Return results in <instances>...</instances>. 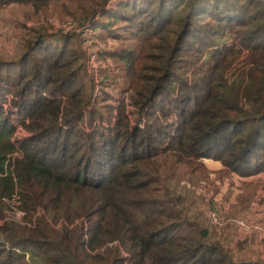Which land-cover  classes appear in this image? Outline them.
<instances>
[{
	"label": "trees",
	"instance_id": "16d2710c",
	"mask_svg": "<svg viewBox=\"0 0 264 264\" xmlns=\"http://www.w3.org/2000/svg\"><path fill=\"white\" fill-rule=\"evenodd\" d=\"M14 3L36 24L0 59V264H264L172 178L264 172V0Z\"/></svg>",
	"mask_w": 264,
	"mask_h": 264
},
{
	"label": "rangeland",
	"instance_id": "374dc122",
	"mask_svg": "<svg viewBox=\"0 0 264 264\" xmlns=\"http://www.w3.org/2000/svg\"><path fill=\"white\" fill-rule=\"evenodd\" d=\"M31 6L21 5V4H10L5 7L0 8V59L4 61H10L12 58L16 59L21 53H23L27 47L24 44L25 39L29 35L28 28L29 26H35L30 19ZM65 18L54 19V30L62 28L64 30H69L70 23ZM34 22V21H33ZM34 24V25H32ZM95 38V37H94ZM127 44L131 43V40H124ZM100 43V41H98ZM90 42L85 43L89 45ZM91 46L89 49L93 51ZM89 67L87 68L88 77L93 76L98 78L99 69L102 68L104 73H108L109 80L120 78L122 74L119 73L117 67V62L108 58L106 63H103L100 60H97L95 54H90L88 60ZM108 68L110 70L106 71ZM119 73V74H118ZM103 76V75H102ZM123 80V78H120ZM197 173V174H196ZM195 178H204L202 184L199 180L195 182L188 183L186 178L194 177V174L189 173L184 170H176V173L172 176L175 179L174 184L179 191H182L186 196V205L184 209L185 215L196 213H203L204 218H207V223L209 222L208 217L205 215L209 212L215 211L221 214V216L229 218H242L249 215L253 216V207L258 202L259 204L264 202V172L257 173L250 176H240L235 173L228 172L221 162L216 160L208 159L206 161V171L203 169L199 172H196ZM263 198V199H261ZM261 199V201H260ZM249 205V207H244L241 212H237V208L240 205ZM240 210V208H239ZM8 213V211H6ZM203 217V216H201ZM250 219H247L248 222ZM253 224L261 225L259 222H251ZM210 226L212 224L208 223ZM215 228L216 232H220L222 229L220 227L211 226ZM223 228V227H222ZM226 230V229H223ZM228 232H231L232 240L231 245H235L240 241H243L247 238L246 245L244 247V252L250 255H263L264 253V244L263 241L259 240L256 237L250 239V236L240 235L238 228L230 226ZM260 231V230H258ZM224 232V231H223ZM249 232H253L249 231ZM258 232L255 230L254 234ZM249 234V233H248ZM264 240V239H262Z\"/></svg>",
	"mask_w": 264,
	"mask_h": 264
},
{
	"label": "crops",
	"instance_id": "0c3cea01",
	"mask_svg": "<svg viewBox=\"0 0 264 264\" xmlns=\"http://www.w3.org/2000/svg\"><path fill=\"white\" fill-rule=\"evenodd\" d=\"M206 161L207 160H205V164H206ZM261 199H263V198H261ZM261 199H260V201H261ZM249 205L250 204H248V205H240L238 208H237V212L238 213H241L242 215H244L245 213L244 212H241L243 209H245L244 207H249ZM239 208H240V210H239ZM238 218H240V217H238ZM243 218V217H242ZM244 219H250L249 221H251V222H259V223H261V227L262 228H264V202H262V203H260L259 204V202L256 204V205H254V207H253V216L252 217H250L249 215H247L246 217H244ZM229 225H231V224H229ZM232 226V225H231ZM240 231V230H239ZM258 233L257 234H254V232L255 231H253V232H244V231H240V235H242V236H247V235H249L250 236V239H254L255 241H256V237H258V241L259 240H261V241H263L262 242V244H264V240H262V239H264V233L262 232V231H258V230H256ZM249 233V234H248ZM249 236H247V237H249ZM256 236V237H255ZM247 241V238L245 239V240H243V241H240V242H246ZM245 244H247V243H245ZM264 253V252H263ZM250 255V254H249ZM251 256H253V257H256V256H260V257H262V258H264V254L263 255H260V254H258V255H251Z\"/></svg>",
	"mask_w": 264,
	"mask_h": 264
},
{
	"label": "built area",
	"instance_id": "2783aa9c",
	"mask_svg": "<svg viewBox=\"0 0 264 264\" xmlns=\"http://www.w3.org/2000/svg\"><path fill=\"white\" fill-rule=\"evenodd\" d=\"M208 212V218L209 221L216 227H223L225 224L232 222L236 228H238L240 231L249 232V231H255L260 230L264 233V228L257 224H253L251 222H248L246 219L243 218H229L221 216L219 212L216 211Z\"/></svg>",
	"mask_w": 264,
	"mask_h": 264
}]
</instances>
